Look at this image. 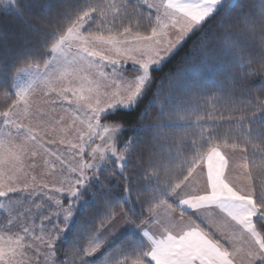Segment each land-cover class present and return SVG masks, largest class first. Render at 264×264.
<instances>
[{
    "label": "snow or ice",
    "instance_id": "snow-or-ice-1",
    "mask_svg": "<svg viewBox=\"0 0 264 264\" xmlns=\"http://www.w3.org/2000/svg\"><path fill=\"white\" fill-rule=\"evenodd\" d=\"M144 2L149 9L155 11L154 23L149 13L148 32L134 31L131 25H122V30L115 27V20L123 7L118 0H82L79 6H65L55 12H48L30 27L38 54L28 53L21 66L15 70L12 89L0 90V94L11 99L7 107L0 111V197L36 186L35 175L30 177L31 184L25 182L21 187L15 182L29 176L25 171L26 167L35 168V164L26 165L25 158L37 156L47 136L55 134L61 144L67 143L73 149L79 148L77 155L85 151V136L89 142L96 138L101 141L89 153V161H84L81 155L76 167H68L70 173H78L75 178L64 177L61 171L59 186L41 185L62 194L60 198L49 197L57 205L55 215L59 217L62 213L64 217V228L60 232L69 229L70 224L74 223V205L82 194L80 189L85 188L86 182L92 178L97 182L101 180L99 175L87 176L86 170L98 173L105 168L106 161L123 169L126 156H130L134 150V136L129 137L123 147L117 146L120 134L125 131L121 121L101 123V119L117 112L127 114L137 109L152 83L153 67H162L221 8L231 12L240 6V0H158L155 4L148 3V0ZM25 7L18 0H0V9L13 11L17 15ZM257 15L262 33L260 47L264 49V0H259ZM238 23L253 31L257 27V21L251 15L242 16ZM219 27L223 29L224 40L233 48L238 47V42L232 39L234 25L221 20ZM41 49L43 52H40ZM129 61L132 65L130 70L127 69ZM105 67H111V73L105 72ZM127 71L135 73V76L128 78ZM240 71L242 76L255 74L250 58H241ZM261 83L264 84V81ZM37 91L49 98L51 93H55L56 97L68 105H75L73 109H64L71 115V122L67 127L62 123L63 116L55 120L50 114L55 110H46L44 105L49 100L33 99ZM159 100L160 95L154 93L150 103L155 106ZM51 102L55 103V100ZM248 104L249 108L241 110L238 125L241 128L248 125V141L252 139L251 126L261 125V133L257 138L264 139V97L257 95L255 102L249 100ZM175 117L189 120L194 117L197 127L203 129L200 139L193 141L191 157L185 158L181 165L186 167L187 174L182 178H170L165 182V189L161 190L162 195L175 199L169 202L154 196L147 201L150 221L141 220L137 223L135 213L129 216L121 209V220L140 229V234L148 241V249L141 247L134 253H126L121 259L109 256L104 264H147L145 257H149L154 264H264V235L256 226L258 220H264V185L257 198L254 184L247 192L237 190L226 174L229 160L224 150H234L239 145L235 141L230 143L229 137H218L213 131L216 126L199 124L203 116L195 110L181 111L179 107L173 110L164 103L159 104L155 116H151L149 107L145 106L132 131L151 133L153 139L158 140L167 121ZM77 122L87 131H81ZM72 128L80 133L79 145L65 138ZM256 147L264 152V148L259 145ZM56 159L64 164L60 156H56ZM202 163L207 167L206 188L202 193L195 194L184 191L186 188L195 189V184L198 183L196 169ZM45 165L48 166L47 159ZM260 166L264 167V162ZM240 167L248 173L247 179L251 181L250 164L245 162ZM167 172L165 169L166 174ZM150 175L157 180L160 178L158 169H153ZM5 176L12 183L6 184ZM64 193L69 200L67 207L62 204ZM187 209L208 218L210 224L219 217L218 231L231 246H226L222 240L215 238L214 233L202 227L197 220L184 222ZM177 211L179 221L173 216ZM117 215L115 210H111L110 214L106 210L102 226L105 222L114 221ZM149 222L160 225L162 233L154 235L141 228V225ZM12 223L10 219L8 225ZM178 223L182 227L174 231ZM60 232L49 233L45 238L43 235L36 236L29 226H22V230L15 233L7 226L0 227V264H28V249L36 248L39 255V248L34 241L49 250L45 253L46 257L54 256L52 249L54 242L60 239ZM129 235L136 237L137 232L129 229ZM104 244L100 235H93L82 250L77 245L74 264L76 259L79 264H92L86 258L92 257Z\"/></svg>",
    "mask_w": 264,
    "mask_h": 264
},
{
    "label": "trees",
    "instance_id": "trees-1",
    "mask_svg": "<svg viewBox=\"0 0 264 264\" xmlns=\"http://www.w3.org/2000/svg\"><path fill=\"white\" fill-rule=\"evenodd\" d=\"M81 2L82 0H18L20 5H26L20 15L0 9V90L12 89L15 70L21 66L28 53L38 54L30 27L48 12H55L65 6H79ZM118 3L123 7L115 20L116 28L122 30V25H131L134 31H150L148 10L136 1L118 0ZM258 4L259 0H240V6L231 12L221 8L162 67L152 69V83L137 109L131 113L117 112L113 116L102 118V123L121 121L125 131L120 134L117 146L123 147L125 141L134 136V150L130 156H126L125 166L120 171L115 169L111 172V169L104 168L95 174L101 180L95 184L89 183L93 201L86 204L77 221L55 247L54 264H74L77 245L82 250L88 239L109 223L105 222L102 226L106 210L109 214L111 210H115L118 215L121 214V209L129 216L135 213L137 223L146 220L150 217L147 201L154 196L168 200L170 196L162 195L161 192L165 189V182L187 174L186 167L181 165L185 158L191 157L193 141L200 139L203 129L197 127L194 117L190 120L175 117L167 121L158 140H154L151 133H133L139 113L144 111L145 106L149 107L151 116H155L160 103L173 110L177 107L181 111L195 110L203 116L199 124L214 125L216 127L213 131L218 137H229L230 143L235 141L239 145L236 149L244 151L250 164L251 180L256 186L258 198L261 186L264 185V167L260 166L264 162V152L256 147L259 145L264 148V139L257 138L261 133V125L251 126L253 131L250 141L246 137L248 125L245 124L243 128L238 125L241 110L250 107L248 101L255 102L257 95L264 97V84L261 83L264 81V49L260 47L262 33L258 26ZM244 15H251L256 19L257 27L254 31L238 23ZM221 20L234 25L232 39L238 42V47L233 48L224 40L223 29L219 27ZM151 21L154 23L152 14ZM242 57L251 59L254 75H241ZM179 73L180 78H177ZM174 79L179 81L175 85L176 89L170 87L168 90L170 98L166 101L163 98V84ZM154 93H160V100L155 106L150 103ZM10 102V98L0 94V111ZM180 103L187 105L182 107ZM105 163L110 168L114 166L111 161ZM153 169L159 170V180L150 175ZM165 169L168 170L167 174ZM109 177L114 182L106 181ZM129 209L132 211L129 212ZM184 216L195 220L186 212ZM256 226L264 235V220H258ZM141 247L145 250L140 240L127 234L100 254L92 264H104L109 256L121 259L126 253H134ZM145 261L151 264L146 257ZM75 264H79L78 259Z\"/></svg>",
    "mask_w": 264,
    "mask_h": 264
},
{
    "label": "rangeland",
    "instance_id": "rangeland-1",
    "mask_svg": "<svg viewBox=\"0 0 264 264\" xmlns=\"http://www.w3.org/2000/svg\"><path fill=\"white\" fill-rule=\"evenodd\" d=\"M128 1H136L138 2L141 7H144L148 12L152 14L153 21L155 18V11L154 9H149L147 6V3L144 2V0H128ZM158 0H148V3L155 4ZM132 65L131 62H128L127 69H131ZM153 68H156L155 66ZM104 71L107 73H111V67H105ZM128 78H133L135 76V73L131 71H127ZM93 77L95 78V74L93 73ZM177 78H180V73L176 75ZM179 80H167L164 82L163 87L165 93H164V99L167 101L168 98H170V95L168 93V90L171 88L176 89L175 85L177 84ZM36 87L39 89L40 86L37 84ZM162 91V89H161ZM162 91V92H163ZM70 95V94H69ZM160 95V93H159ZM33 99L36 101H43V100H49V103L47 105H44L46 110L54 109L55 111H52L50 114L53 116L55 120H59L61 116L64 117V120L62 121L63 125L67 127V125L71 122V115L68 112H65V108L73 109L75 108V105H68L67 102L62 101L58 97L55 96V93L50 94L49 97H43L41 91H37L35 95L33 96ZM55 100V103H52L51 101ZM182 107L186 106L187 104L180 103V106ZM46 119V117H45ZM2 120V118H0ZM26 122V121H25ZM102 123V119H101ZM77 125L80 127L81 131L86 132L87 129L83 125H79V122H77ZM2 127V125H0ZM80 133L76 131V128L69 129L66 139L73 140L74 143L80 144L79 140ZM54 140L55 142H48ZM101 143L100 139L96 138L93 141L89 142L87 140V136H85V151L77 155L76 153L79 152V148H71V146L67 143L61 144L59 139L55 134L52 136H47L45 138V141L43 143V147L38 150V155L35 157H26L25 158V164L26 165H32L35 164V168H25V171L29 173V176L27 178H22L17 180L15 183L20 185L22 187L23 183L28 182L31 184L30 177L32 175H35L37 177V183L35 187H29L26 190H21L18 192H10L5 197H0V227L7 226L11 232H18L22 230V226H29L32 227L34 230V234L36 236L43 235L45 238H47L49 233L55 234L57 232H60L61 228H64V217L61 213L59 217L55 215V212L57 210V205L55 203L54 199H50L49 197L53 198H60L61 193H57L54 190L50 191V188L42 187L43 184H48L49 186L57 185L59 186V182L61 180V171H63L64 177H72L75 178L78 173H70L68 171V167H76L77 164L81 160V155L83 156L84 161H89L90 156L89 153L92 152V149L95 148L97 145ZM45 149L47 151H45ZM226 150V149H225ZM231 151H236V155L238 158L243 162H247L246 155L244 151L237 150V149H227ZM56 156H60L61 159L64 161V164L60 163V160L56 159ZM45 159L48 161V166L45 165ZM114 160V158H113ZM236 163H238V160H234ZM114 165L112 168L109 167L107 163H105L106 169H111V172L113 170L120 171L121 168H118L115 163L112 162ZM202 165V164H201ZM110 171V170H109ZM109 172V173H111ZM245 172V171H244ZM96 173H93V170L89 169L86 170V175L89 177H94ZM246 177L248 176V173H246ZM230 175V174H229ZM108 179V180H107ZM4 180L6 184L12 183V181L8 180L7 176L4 177ZM106 181L108 182H114V180L109 177L106 178ZM248 187L252 185V180L247 181ZM89 183H97V181L92 178L90 181L86 182V187L80 189V192L82 193L80 195L79 201H77L74 205V223L77 221V218L79 216V213H81L86 206L87 203H91L92 200V192L90 190ZM79 187V186H77ZM62 204L64 207H67L69 204V200L67 198V194H63ZM133 214V213H132ZM120 215V214H119ZM119 215L117 217L119 219L115 220L113 223L107 224L103 229H99L98 232L95 235H100V237L105 241L104 233H106L109 229H112L115 231L116 235H121V232L129 229H135V231H138L139 229L135 228V225H127L124 223L123 220H120ZM132 216V215H131ZM137 216V215H136ZM12 220L13 223L11 225H8V221ZM74 223L70 224L69 229L74 225ZM109 227V228H106ZM69 229L65 230L64 232H60V239L54 242V248L52 251L55 250V247L57 244L64 238V235L69 231ZM106 230V232L100 233L102 230ZM34 244L39 248V255L37 254L36 248L28 249L27 255H28V264H54L55 259L54 256L46 257L45 253H47L49 250L43 246L40 245L38 241H34ZM111 243H106L104 247H102L97 253H95L92 257H87L90 262H93L94 260L98 259L100 257V254H102L108 246H110Z\"/></svg>",
    "mask_w": 264,
    "mask_h": 264
},
{
    "label": "crops",
    "instance_id": "crops-1",
    "mask_svg": "<svg viewBox=\"0 0 264 264\" xmlns=\"http://www.w3.org/2000/svg\"><path fill=\"white\" fill-rule=\"evenodd\" d=\"M224 152L226 153V158L229 160V168L226 170V174L228 175L232 186H234L237 190L243 189L245 192H247V190L249 189L248 182H247L248 179H247L246 174L244 172L245 170L242 167H240V165H242L243 162L236 155V153L238 154V152L227 150V149L224 150ZM234 160H238L239 162L236 163ZM206 173H207V167L205 164L202 163V165H200L196 169V177H197L198 183L195 184V189L193 190V189L186 188V189H184V191H187L190 194H195V192H201L202 193L204 191V189L206 188V179H207ZM174 199H175V197L170 196L168 200H169V202H171ZM185 212L190 214L195 220H197V222H200L201 226L204 227L206 230H211V232L214 233L215 238L222 240L226 246H229V247L231 246L229 244L228 240L225 238V236L222 235L220 231H218L219 217H217L210 224L208 218L202 217L200 213H198L194 210L187 209ZM173 216L177 221L180 220L179 211L175 212L173 214ZM119 217H120V215H119ZM117 219H119V218L116 217L115 220H117ZM120 220H121V218H120ZM146 220L150 221L151 217L147 218ZM183 220H184V222H188L191 219L184 216ZM114 221L109 222V223H113ZM180 227H182V225H180L178 223L177 228L174 229V231H178ZM106 228H109V227H106ZM141 228L149 231L150 233H152L154 235H160L162 233V229H161L160 225L150 223V222L141 225ZM103 231L106 232V230L104 229L100 233H102ZM125 231H126L125 233H124V231H122L121 235L119 234V232H118V235H116L115 231H113L112 229H109L106 233L103 234L104 238H105V241H104L105 244L106 243H111V245L115 244L123 236L129 234L128 230H125ZM136 232H137L136 238L140 241H143V245L145 247V250H147L148 249V241L142 236V234H140V229ZM110 246H108V247H110ZM146 260L149 263L154 264V262L150 261L149 257H146Z\"/></svg>",
    "mask_w": 264,
    "mask_h": 264
}]
</instances>
